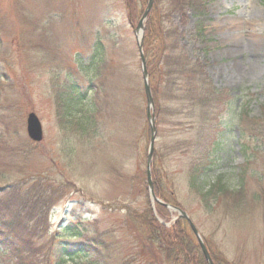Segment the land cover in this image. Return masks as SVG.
Instances as JSON below:
<instances>
[{
	"label": "rangeland",
	"instance_id": "374dc122",
	"mask_svg": "<svg viewBox=\"0 0 264 264\" xmlns=\"http://www.w3.org/2000/svg\"><path fill=\"white\" fill-rule=\"evenodd\" d=\"M203 3L200 11L187 10L185 25L178 14L171 20L180 28L181 50L206 61L213 84L226 94L218 110V150L198 174L201 187L192 189L188 175L199 129L191 109L182 107L175 118L163 117L154 162L165 197L189 215L216 261L220 254L238 264H264V127L258 134L250 131L257 122L244 116L238 122L239 108L250 117L262 114L264 122V0ZM124 6L123 0H0V188L28 177L59 184L50 233L70 221L90 230L107 247L101 264H171L129 216V209L142 212L150 196L146 104L141 74L139 86L132 82L140 66ZM96 46L100 59L93 65ZM29 111L42 124L41 142L26 135ZM180 141L186 152L172 151ZM217 180L230 197L202 201L200 190ZM165 210L166 217L154 213L164 226L181 219Z\"/></svg>",
	"mask_w": 264,
	"mask_h": 264
},
{
	"label": "trees",
	"instance_id": "16d2710c",
	"mask_svg": "<svg viewBox=\"0 0 264 264\" xmlns=\"http://www.w3.org/2000/svg\"><path fill=\"white\" fill-rule=\"evenodd\" d=\"M123 1L127 22L130 25L135 24L145 7L146 0ZM203 8V0H154L145 21L143 36V53L154 99L156 135H159L158 128L164 121L163 117L175 118L181 113L182 107L190 108L191 116L196 118L193 124L199 129L196 144L199 149L194 153L188 175L189 185L195 190L196 184L200 185L198 174L209 169L211 153L218 150L221 127L218 110L226 94L213 84L205 70L206 61L195 58L194 60L181 50L180 28L172 22L171 15L178 14L180 24L185 25L187 10L200 11ZM202 31V27L198 26L195 35L200 38ZM99 54L100 48L96 46L95 54L92 56L93 65L98 63ZM139 78V71L134 72L133 84L139 86ZM74 88L76 89L74 86L70 90H75ZM132 88L134 97L133 91L136 87L133 85ZM261 93L264 98V85ZM132 101H129V106L134 110L135 98H132ZM262 106L264 107V103ZM247 114L245 109L239 108L238 122H241L243 116L247 121L257 122L250 131L257 128L258 134H261L262 131L258 128L264 127L262 114L256 117ZM142 116L145 117L144 108ZM144 122L147 124L146 120ZM239 130V138L242 140L245 132L242 128ZM145 131V136H149L148 129ZM258 139L259 137H256L255 141ZM258 147L262 148L263 145L255 148ZM186 148V143L180 141L172 151L186 152ZM155 152L156 149L151 163L153 190L157 197L170 202L165 197V187L161 183V169L154 162ZM61 190L59 184L55 182L52 184L43 177L20 179L0 188V264H68L77 259H82V264H101L102 252H105L107 247L103 239H96L90 230L80 228L79 225L74 226L70 221L50 233L49 213L58 200V193L62 194ZM230 192L231 190L217 180L204 191L200 190L198 195L202 201L207 202L209 198L214 200L216 195L225 198L228 193L227 196L230 197ZM173 203L180 206L177 202ZM155 207V212L159 216H167L163 205L155 203ZM129 216L133 221L144 225L147 239L158 244L171 264H206L195 243L194 235L182 219L175 225L166 227L157 221L150 203L140 213L129 209ZM71 238L75 241H70ZM205 245L214 264H238L220 254V262L216 261L206 242Z\"/></svg>",
	"mask_w": 264,
	"mask_h": 264
},
{
	"label": "water",
	"instance_id": "95a60500",
	"mask_svg": "<svg viewBox=\"0 0 264 264\" xmlns=\"http://www.w3.org/2000/svg\"><path fill=\"white\" fill-rule=\"evenodd\" d=\"M153 0H147L145 8L142 11L141 17L139 18L136 26L134 27V35L136 39V44H137V49L139 52V59H140V66H141V75H142V81H143V88H144V94H145V100H146V119L149 125V142L147 146V155H146V161H145V167H146V180H147V188H148V193L150 196V199L153 201H157L162 203L154 194L153 192V184H152V179H151V174H150V164L152 161V156H153V145H154V139H155V133H156V128L154 124V115H153V97L152 93L150 90V85L148 81V73L146 70L145 66V60H144V55L142 52V39H143V30H144V21L145 18L150 11L152 7ZM26 134L28 138L34 142H39L42 139V129H41V124L39 122V119L33 112H28L26 115ZM164 206L176 211L178 213L179 217L184 218L191 231L195 235V237L198 240L199 246L201 248V251L203 253V256L206 260L207 264H214L209 252L205 248L202 240L198 236V231L195 228L193 222L191 219L188 217L185 211H183L181 208L177 206H170L168 204H163Z\"/></svg>",
	"mask_w": 264,
	"mask_h": 264
}]
</instances>
